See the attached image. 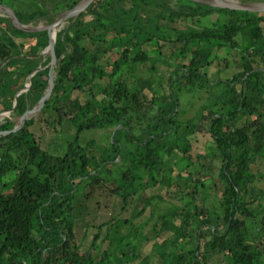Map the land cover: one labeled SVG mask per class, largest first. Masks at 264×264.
<instances>
[{
    "label": "trees",
    "instance_id": "16d2710c",
    "mask_svg": "<svg viewBox=\"0 0 264 264\" xmlns=\"http://www.w3.org/2000/svg\"><path fill=\"white\" fill-rule=\"evenodd\" d=\"M64 1L53 2L51 15L38 0H0V5L21 25L31 18L23 19L9 3L32 6L33 21L49 25L81 0ZM211 14L216 19L207 27L174 26ZM262 25L264 13L186 0H94L55 33L52 88L37 117L52 114V131L67 122L74 134L64 151L53 155L28 130L32 117L10 132L46 89L49 56L41 55L46 32L17 30L0 16V113H8L0 121V264H211L217 256L228 264H262L257 247L264 249V190L256 185L264 177L251 172L264 157ZM160 42L180 45L176 56L164 58ZM220 49L233 52L240 69L211 80L206 70ZM146 62L155 79L136 76ZM158 65L172 67L165 89L155 73ZM201 93L196 114L180 120L182 96ZM90 130H109L102 145L77 143L78 135ZM199 133L211 143L204 154L193 149ZM175 154L178 159L170 164ZM212 166L216 176L200 178ZM173 181L183 182V194L173 196L180 206L158 215L151 228L154 238L168 233L152 244L157 263L139 258V246L148 238L136 237L140 228L132 223L150 206V197L129 219L106 224L108 242L98 259L90 251L97 250L101 225L88 249L80 251L73 232L76 195L87 200L105 186L123 210L146 189L170 188ZM207 194L218 199L215 209L204 207Z\"/></svg>",
    "mask_w": 264,
    "mask_h": 264
},
{
    "label": "rangeland",
    "instance_id": "374dc122",
    "mask_svg": "<svg viewBox=\"0 0 264 264\" xmlns=\"http://www.w3.org/2000/svg\"><path fill=\"white\" fill-rule=\"evenodd\" d=\"M38 3L43 6V9L46 10L50 15L53 14V2L56 0H45L44 3ZM72 0H65L63 5L66 3H70ZM238 4H260L262 0H232ZM10 6L15 9L18 13L22 15L23 19L31 18V22L28 25H24L28 28H35V27H43L46 26V22L43 20L40 21H33V13L34 8L32 6H23L18 3L10 2ZM38 5V4H36ZM62 4H58L55 7V10L59 11L63 9ZM39 6V5H38ZM55 11V12H56ZM64 11V10H62ZM27 12V13H24ZM60 12V11H59ZM58 13V12H57ZM2 16V14H0ZM216 19L215 14L208 15L206 17H202L196 21V19H191L188 21L180 20L175 23V27L177 29H183L186 27H191L194 29H199L202 27L210 26L212 22ZM66 21H64L60 27L61 29L66 25ZM264 30V26H261ZM56 29V31H58ZM161 46V53L164 58L167 60H171L177 54V49L180 45L170 43V42H160ZM193 47V46H192ZM212 64L210 67L207 68L206 74L208 75L209 79L211 80H218V79H227L230 78L233 74L239 71V64L238 62H234L233 52L226 51L225 49L216 50L213 52ZM109 59H107L108 61ZM183 60V59H182ZM106 61V60H105ZM110 61V60H109ZM150 63L146 62L144 67H137L135 69V74L138 77L142 78H151L155 79L154 74L150 73L149 71ZM172 70V67H166L165 65H158L156 68V75L161 77V84L163 89L166 88L165 76L169 71ZM145 96H149L147 92L144 93ZM204 94L201 93L196 97L186 96L183 100V96L180 101V110L182 111V115L180 120L191 118L193 115L196 114L198 110V106L203 102ZM39 114L32 116L33 123L28 128V130L32 133L35 140L38 142L39 147L46 151L49 154L53 155H60L65 147L66 143L72 141L74 129L69 123H64L61 125L59 131H52L50 126H48V122H50L54 117L52 114H45L44 116L37 117ZM3 117H7V113L1 112L0 113V121ZM15 127V126H14ZM109 130H90L84 131L78 135L77 143L81 146H84L87 141H91L96 145H102L105 141L106 135L108 134ZM194 140L193 149L199 154H204L207 152V148L211 146L210 140L207 138V135L204 133L195 134L192 138ZM177 154L172 155L170 158V164H173L178 159ZM213 167V166H212ZM255 171H259L261 175L264 177V157L258 160L254 166L251 168V172L255 173ZM217 170L215 167L211 168L209 171L204 170L200 178H211L215 177ZM203 178V179H204ZM174 185L170 188L165 187H154L148 188L145 190V193L141 196L139 202H134L133 200H128L127 206L122 210L120 200L116 197H112L109 193V188L102 186L97 191L93 192L89 199L85 200L84 198L78 197L76 195L74 197V219L75 225L73 227V232L76 238V242L79 246L80 251H86L90 244L92 236L96 233L95 228L97 226H102L101 231L99 232V238L95 243L96 251H90L92 255L95 256L96 259L99 258V254L106 249L107 240L105 239V229L106 224L114 223L115 220H126L129 219L130 216L136 211L139 210L142 204V200L147 197L151 198L150 206L147 207L139 218L135 219L132 223L139 227L135 232L136 237H147V242H142L139 246V250L137 254L139 258L148 257L154 263L158 262V257L156 255V251L152 244L160 243L162 239L168 236V233H161L156 238L152 237L154 233L152 232L151 228L152 225L155 223L156 218L160 214H164L166 211L171 209L172 207H179L180 202L178 199H175L173 196L180 192L183 194V182H176L173 181ZM117 185V183L114 182ZM206 184V183H205ZM258 188L264 190V182L258 183L256 185ZM218 199L213 196L212 194H207V197L204 201V207L209 209H215L217 207ZM155 229H158L156 224ZM259 243L258 240L255 241L257 245ZM264 245V242L263 244ZM260 246V245H259ZM257 247L260 251L262 258L261 263L264 264V249L262 246ZM131 264H136L131 263ZM211 264H228V259L226 257L217 256L213 258Z\"/></svg>",
    "mask_w": 264,
    "mask_h": 264
},
{
    "label": "water",
    "instance_id": "95a60500",
    "mask_svg": "<svg viewBox=\"0 0 264 264\" xmlns=\"http://www.w3.org/2000/svg\"><path fill=\"white\" fill-rule=\"evenodd\" d=\"M94 0H81L79 3H77L75 6H73L71 9L61 11L58 13L56 18L49 24L43 27H35V28H28L24 25H21L18 21L16 16L14 15L13 11L5 6L0 5V14L2 16H7L13 25V27L17 30L23 31V32H39V31H45L47 35V45L42 50L41 55H48L49 56V62L47 64V85L46 89L44 90L41 98L38 100L37 104L31 108L30 110L25 111L19 118L18 123L15 127H13L10 132H15L18 129H20L23 126V123L28 118L35 116L39 114L44 102L47 100V98L50 95L51 88H52V81H53V68L55 66V56L53 52V44H54V38L55 34L51 38L50 33L53 30H58L60 25L70 19L78 16L91 2ZM190 1L192 3L200 4L203 6H207L210 8H219V9H228L233 11H241V12H249V13H264V3L261 4H238L233 2L232 0L229 2H225L223 0H186ZM38 71V68L35 70ZM31 76V75H30ZM29 76V77H30ZM28 88V85L25 86V89ZM22 90H20L17 94L21 93ZM16 94V96H17ZM15 102L13 103L14 106ZM8 114V113H7ZM5 134V133H4Z\"/></svg>",
    "mask_w": 264,
    "mask_h": 264
},
{
    "label": "bare ground",
    "instance_id": "6f19581e",
    "mask_svg": "<svg viewBox=\"0 0 264 264\" xmlns=\"http://www.w3.org/2000/svg\"><path fill=\"white\" fill-rule=\"evenodd\" d=\"M223 1H225V2H229V1H231V0H223ZM62 30V29H61ZM56 33V30H53V31H51V33H50V36H51V38L53 37V35Z\"/></svg>",
    "mask_w": 264,
    "mask_h": 264
}]
</instances>
